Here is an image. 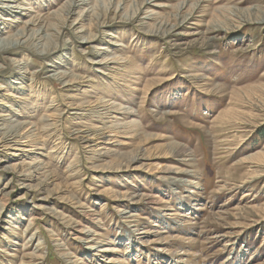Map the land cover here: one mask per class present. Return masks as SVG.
Returning <instances> with one entry per match:
<instances>
[{
  "label": "rangeland",
  "instance_id": "obj_1",
  "mask_svg": "<svg viewBox=\"0 0 264 264\" xmlns=\"http://www.w3.org/2000/svg\"><path fill=\"white\" fill-rule=\"evenodd\" d=\"M0 264H264V0H0Z\"/></svg>",
  "mask_w": 264,
  "mask_h": 264
},
{
  "label": "bare ground",
  "instance_id": "obj_2",
  "mask_svg": "<svg viewBox=\"0 0 264 264\" xmlns=\"http://www.w3.org/2000/svg\"><path fill=\"white\" fill-rule=\"evenodd\" d=\"M73 1V0H72ZM83 1H85V0H83ZM17 3V2H16ZM26 3V2H25ZM20 4H21V2H20ZM17 7H18V5H15V4H13V5H11L10 7H9V9H17ZM27 10V9H26ZM172 31V30H171ZM43 36V35H42ZM23 39V38H22ZM16 128H18V127H16ZM13 129H15V128H13ZM17 130V129H16ZM19 130H20V128H19ZM18 131V130H17ZM10 132V131H9ZM13 132H14V130H13ZM16 132V131H15ZM8 133V132H7ZM10 134V133H9ZM14 134V133H13ZM16 134V133H15ZM18 134V133H17ZM107 136V135H106ZM6 137V136H5ZM12 137H14L13 135H12ZM16 137V136H15ZM19 137V136H18ZM18 137H16V138H18ZM23 138H25V137H23ZM19 139V138H18ZM17 139V140H18ZM21 139V138H20ZM27 139V138H26ZM8 140V139H7ZM11 140H12V138H11ZM16 140V139H15ZM21 140H23V139H21ZM5 141V140H4ZM15 142V141H14ZM5 143V142H4ZM7 143V142H6ZM17 143V142H16ZM19 143H21V142H19ZM17 145V144H16ZM32 230V229H31Z\"/></svg>",
  "mask_w": 264,
  "mask_h": 264
}]
</instances>
